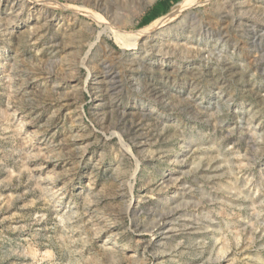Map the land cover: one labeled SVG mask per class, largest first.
Segmentation results:
<instances>
[{"label": "rangeland", "instance_id": "1", "mask_svg": "<svg viewBox=\"0 0 264 264\" xmlns=\"http://www.w3.org/2000/svg\"><path fill=\"white\" fill-rule=\"evenodd\" d=\"M159 1L0 0V264H264V0Z\"/></svg>", "mask_w": 264, "mask_h": 264}, {"label": "bare ground", "instance_id": "2", "mask_svg": "<svg viewBox=\"0 0 264 264\" xmlns=\"http://www.w3.org/2000/svg\"><path fill=\"white\" fill-rule=\"evenodd\" d=\"M196 1H198V0H182L178 4L174 5L169 13H167L163 17L157 19L151 25L145 27L142 30H139V31H136V32H134V31L133 32H126V31H123V30H119L117 28H110V29H107V31L109 32V34H110L111 38L113 39L114 43L120 49H134V48H136L137 43L139 42V40L141 38L145 37L146 35H148L149 33H151L152 31L160 29V28L166 26L167 24H169L172 21L174 22V20H176L180 16L187 17V16H185V15H187V14H185V12L188 11V9H190L194 5V3ZM192 21H194V19ZM109 24H110V22H109ZM107 31L103 30V33L107 32ZM101 34L102 33L100 31V33H98V35H97V38L100 37Z\"/></svg>", "mask_w": 264, "mask_h": 264}, {"label": "crops", "instance_id": "3", "mask_svg": "<svg viewBox=\"0 0 264 264\" xmlns=\"http://www.w3.org/2000/svg\"><path fill=\"white\" fill-rule=\"evenodd\" d=\"M170 1L171 0H160L158 5H157L159 7V9H158V7L156 8V10L154 12H157V13H155V14H159V15L163 14L164 11H163L162 7L164 6V4H168ZM163 8H165V7H163ZM151 15H153V12H152Z\"/></svg>", "mask_w": 264, "mask_h": 264}]
</instances>
